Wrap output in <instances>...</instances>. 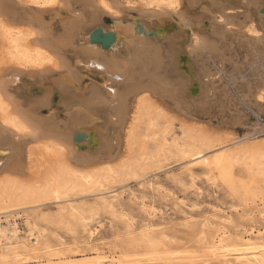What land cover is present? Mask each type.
<instances>
[{
	"label": "bare ground",
	"instance_id": "bare-ground-1",
	"mask_svg": "<svg viewBox=\"0 0 264 264\" xmlns=\"http://www.w3.org/2000/svg\"><path fill=\"white\" fill-rule=\"evenodd\" d=\"M136 3L144 6L136 10L134 18L143 22L171 14L170 30L150 40L137 39L132 13H124L113 26L117 41L108 51L91 47L82 38L83 30L101 22L103 14L116 18L122 14L118 6L132 9ZM117 4L113 0H0V264L128 262L126 254L112 256L92 245L68 256L46 239L48 229L40 219L47 216L20 213L45 195L65 203L58 209V218L70 212L90 227L97 208L74 204L71 192L76 187L92 188L90 192L104 187L102 174L90 172L92 167L106 166L113 177L121 176L136 153L141 126H156L155 111H175L189 122L191 117L182 111L209 113L218 106L221 115L230 108L226 89L207 77L213 68L224 70V64L231 63L237 76L248 70L245 77L237 78L235 91L244 106L248 100L258 110L264 106V74L258 67L264 59V16L259 14L264 0H189L187 13L182 12V0H124ZM32 9L36 18L29 16ZM51 10L58 11L57 21L43 19ZM182 50L194 64L192 78L200 87L196 96L188 93L189 75L179 69ZM105 80H109L105 87L108 96L95 83ZM242 116L237 114L230 121L242 123ZM182 123L179 128L186 136H174L171 146L189 158L188 168L203 164L213 172L217 164L241 158L254 170L253 179L264 184V150L260 147L264 140L260 144L257 136L263 127L257 124L252 135L219 143L223 146L211 158ZM79 130L91 135L88 148L81 149L73 141ZM87 142L88 138L84 144ZM243 147L247 152L240 155ZM51 152L54 160L49 159ZM52 165L57 168L47 175L44 169ZM116 198L103 196L102 203L113 208ZM151 224L141 225L144 233L139 241L151 242ZM97 232L91 227L90 237ZM218 234L212 236L210 251L225 264H231V258L240 264H264L263 233L236 240L224 235L217 239ZM173 254L154 247L144 260H166ZM196 257L200 255L188 258Z\"/></svg>",
	"mask_w": 264,
	"mask_h": 264
},
{
	"label": "rangeland",
	"instance_id": "rangeland-1",
	"mask_svg": "<svg viewBox=\"0 0 264 264\" xmlns=\"http://www.w3.org/2000/svg\"><path fill=\"white\" fill-rule=\"evenodd\" d=\"M113 1L117 6L119 1L124 2ZM136 4L132 9L128 8L134 15L138 8L144 6L142 3ZM124 15L122 12L116 18ZM106 17L113 16L103 14L102 18ZM136 37L143 40L157 38L141 35ZM224 65V70L213 68L207 77L213 78L220 88L226 89L224 92L227 93V102L230 104L227 111H222L220 115L218 106L213 107L209 113L199 112L195 108V112L182 111L191 117L188 122L184 115L175 111L164 113L163 110H157L155 112L158 115H153L156 126L151 129L146 124L141 126L136 153L128 160L121 176L113 177L106 166L89 168L92 170L90 172L102 174L101 186L104 187L100 191L94 188L93 192H90L92 188L82 190L81 187H76L71 192V197L76 205H84L86 209L91 206L97 208V215L89 222L90 227H85V223L70 215V212H66L65 217L58 218V209L65 203L50 200L45 195L39 197L40 200L30 208L20 211V214L30 213L39 218L47 216L48 221L47 217L41 218L45 221L40 219L44 228L48 229L46 239L68 256L89 245L112 256L128 255V262L112 264H225L210 251V241L216 232H219L217 239L224 235L229 240H236L242 236L255 237L261 233L264 237V184L253 179L254 170H249L243 159L217 164L213 172L203 164H191L189 169V158H183L179 155L178 148L171 146V138L186 136L179 128L182 122L186 132L198 137L196 143L211 158L219 153L220 146L230 143L235 137L252 135L257 124L263 127L259 131L261 133L257 134L260 138L258 142H263L264 106L258 110L255 102L250 100L244 106L235 91L239 86L237 78L245 77L248 70L237 76L231 63ZM258 65L263 68L261 73L264 74V59ZM253 110L258 112L257 115ZM233 114L243 115V124L232 123L230 119L234 117ZM192 117L195 120L192 121ZM222 142L223 145H218ZM263 143L261 151L264 150ZM244 152H247L245 147L238 153L242 155ZM49 155V159L54 160V154L51 152ZM73 165L75 167L76 163ZM56 168L57 166L52 165L44 171L47 170L45 172L48 175ZM111 195L117 197L112 201L115 202L113 208L108 204L104 205L103 201V196ZM18 222H21L24 232L26 229L23 220L19 219ZM146 223H152L150 232L153 239L149 243L138 240L144 233L140 227ZM91 227L98 229L92 237L89 234ZM154 247L174 254L166 260H144ZM179 254H188V257L195 254L200 257L191 259L186 255L185 258H178ZM138 258L143 260L139 261ZM230 263L240 264L234 258H231Z\"/></svg>",
	"mask_w": 264,
	"mask_h": 264
},
{
	"label": "water",
	"instance_id": "water-1",
	"mask_svg": "<svg viewBox=\"0 0 264 264\" xmlns=\"http://www.w3.org/2000/svg\"><path fill=\"white\" fill-rule=\"evenodd\" d=\"M77 6L76 8H80V3L74 2ZM189 0H182V12H188L189 10ZM121 12L130 14L128 9L124 8L123 6H119ZM56 10H51L49 12H45L43 14V19L45 21H57L60 17L57 16ZM30 18H36L37 12L32 9L29 12ZM259 14H264V6H262L259 10ZM133 19L134 28L136 30L137 35H141L142 37H158L159 34L163 32H167L170 30V22L173 20L171 14H166L165 16H158L155 15L151 18H147L146 21H140L139 19L134 18V14H131ZM119 19L115 17H106L102 18L101 22L92 24L89 28L83 30L82 38L86 41V43L91 47H98L100 50L108 51L111 49L116 41H117V31L116 28L113 27L114 25L118 24ZM160 22L159 26H156L155 23ZM147 24V26L145 25ZM81 65L85 64L83 61H79ZM192 59L184 52L183 50L180 52L178 57V64L179 69L183 70L185 74L189 75L191 82L190 86L188 87V93L191 96H196L199 93L200 87L198 81L193 79V71L191 67L194 65L192 64ZM91 64V63H90ZM88 80V79H87ZM95 83L99 84V86L104 90V95H107V91L105 87H108L109 80H105V82L95 81ZM59 110V107H57ZM88 138V142L84 144V141ZM73 141L78 144L81 149L88 148L89 145H92L91 142V135H88L87 132L77 131L73 136Z\"/></svg>",
	"mask_w": 264,
	"mask_h": 264
}]
</instances>
